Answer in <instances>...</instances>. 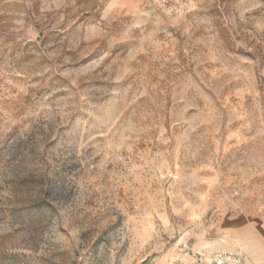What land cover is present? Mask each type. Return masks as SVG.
I'll return each mask as SVG.
<instances>
[{"label":"rangeland","instance_id":"1","mask_svg":"<svg viewBox=\"0 0 264 264\" xmlns=\"http://www.w3.org/2000/svg\"><path fill=\"white\" fill-rule=\"evenodd\" d=\"M0 264H264V0H0Z\"/></svg>","mask_w":264,"mask_h":264}]
</instances>
